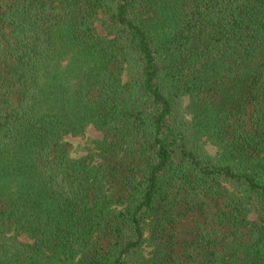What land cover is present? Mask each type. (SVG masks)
<instances>
[{
	"label": "trees",
	"instance_id": "1",
	"mask_svg": "<svg viewBox=\"0 0 264 264\" xmlns=\"http://www.w3.org/2000/svg\"><path fill=\"white\" fill-rule=\"evenodd\" d=\"M0 264H264V0H0Z\"/></svg>",
	"mask_w": 264,
	"mask_h": 264
},
{
	"label": "rangeland",
	"instance_id": "2",
	"mask_svg": "<svg viewBox=\"0 0 264 264\" xmlns=\"http://www.w3.org/2000/svg\"><path fill=\"white\" fill-rule=\"evenodd\" d=\"M97 27L101 34H106V31L103 29L102 22L100 20L97 21ZM182 104L183 106H186L187 98H183ZM101 138H103V134L98 131L94 126H90L84 135L74 136L69 134L65 136V139L72 144V153L74 156L87 155L89 153V150L86 147L92 146L93 140ZM206 145L211 153L216 152V147L212 143L207 142ZM250 218L251 220H258V214L253 211L250 214ZM22 239L27 240V237L22 236Z\"/></svg>",
	"mask_w": 264,
	"mask_h": 264
}]
</instances>
